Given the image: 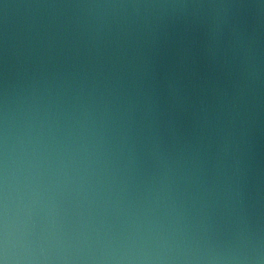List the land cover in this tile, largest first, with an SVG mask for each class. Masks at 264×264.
<instances>
[{"label": "water", "instance_id": "95a60500", "mask_svg": "<svg viewBox=\"0 0 264 264\" xmlns=\"http://www.w3.org/2000/svg\"><path fill=\"white\" fill-rule=\"evenodd\" d=\"M0 264H264V0H0Z\"/></svg>", "mask_w": 264, "mask_h": 264}]
</instances>
